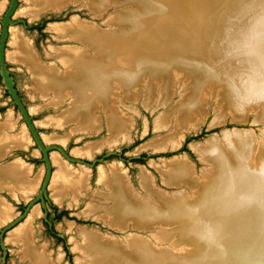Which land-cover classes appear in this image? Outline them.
<instances>
[{
  "label": "bare ground",
  "instance_id": "6f19581e",
  "mask_svg": "<svg viewBox=\"0 0 264 264\" xmlns=\"http://www.w3.org/2000/svg\"><path fill=\"white\" fill-rule=\"evenodd\" d=\"M25 1L34 6L29 13L37 17L44 10L61 9L64 4L81 0ZM112 2L132 6L111 15L109 21L117 26L114 31L100 30L79 17L68 24L53 25L52 30L63 39L79 41L93 52L90 55L79 47L57 49L56 59L66 69L64 73L53 65H42L24 37L13 32L12 43L18 51L10 57L30 69L43 96L53 93L56 105L71 99L70 109L45 124L62 127L77 122V131H94L100 127L95 111L102 107L108 113L114 138L125 135L126 123L118 108L120 92L132 100L137 96L134 91L146 86V103L150 104L160 85V91L165 92L164 96L161 93L163 102L167 103L174 74V79L178 77L185 83V96L173 111L186 113L184 122L206 112L204 101L208 97H215L224 108L216 123L227 114L244 120L252 111L257 113V121L264 122V105L249 99L264 95V0H91L88 5L100 14ZM222 12L229 15L222 19ZM211 35L215 36L214 57L207 45ZM213 63L219 64L231 80L236 73L243 75L238 80L243 81L240 85L244 103L239 102L236 86L212 76ZM186 75L193 80L189 82ZM159 78L164 82L159 84ZM166 123L167 117L163 116L158 126ZM1 128L4 127L0 126V159L28 143L25 135L11 137ZM225 141L226 147L211 141L201 149L206 161L213 164L204 182L192 176L189 164L170 161L165 180L177 182V186L184 182L196 187L197 195L192 200L182 192L166 198L153 194L150 179L144 175L142 185L155 201H139L117 173L116 165L111 167V176L100 175L110 193H97L96 197L113 203L101 218L120 228L128 223L143 229L162 226L164 229L155 238L173 242L181 252L157 250L135 235L130 237L129 246L122 248L116 240L106 243L101 234L82 231L81 248L86 258L78 264H264V146L257 144L251 132L238 130L235 135L227 132ZM98 149L91 144L80 154L91 156ZM56 162L60 170L52 181L53 196L56 201L69 193L77 197L86 189L87 173L72 172L57 158ZM30 171L21 161L1 167L0 191L13 187L24 194L33 189L38 180L29 178ZM12 194L16 195L14 191ZM9 206L0 202L1 220H7L12 213ZM88 208L91 212L99 209L96 205ZM30 230L27 222L15 231L13 239H24L25 256L33 264H44V253L31 248Z\"/></svg>",
  "mask_w": 264,
  "mask_h": 264
},
{
  "label": "rangeland",
  "instance_id": "374dc122",
  "mask_svg": "<svg viewBox=\"0 0 264 264\" xmlns=\"http://www.w3.org/2000/svg\"><path fill=\"white\" fill-rule=\"evenodd\" d=\"M90 1L81 0L77 4H64L61 9L50 8L40 13L39 17H35L29 13L33 5L25 0H16V5L10 13L3 52L4 62L12 87L29 116L30 123L6 85L0 63V126L4 127L1 128L2 132L11 137L25 135L28 141L27 144L9 151L5 158L0 159V168L21 161L23 166L27 165L31 168L29 178H32L31 180L38 178V184L33 192L26 193L29 195L28 198L22 197L21 193H17L13 187L10 188L12 190L0 191V202L10 205V212H12L11 214L9 212L10 216L7 220L0 219V264L34 263L25 256L24 249L27 243L23 242L24 239H13L15 231L27 221L31 223V248L44 253L46 256L44 264L49 262L50 264H78L80 260L85 259L81 248V245H84L82 231L96 236L101 234L106 243L116 240L122 248L128 247L130 237L135 235L146 239L157 250L170 248L181 252V247L173 242H163L155 238L164 229L162 226L143 229L128 223L126 228H120L111 226L108 220L101 218L107 212V208L113 205L110 201L106 202L96 197L97 193L104 195L110 193V188L101 181V173L111 176V167L116 165L117 173L124 178L130 193L139 201H155V197L146 190L148 188L142 185L144 175L150 179L153 194H162L166 198L174 197L175 194L182 192L192 200L197 195L196 187L184 182H178L177 186V182L165 180V172L169 169L171 162L174 164L183 161L189 164L192 176L204 182L213 169V164L206 161L201 152V149L209 144L208 142L218 141L226 147V133L235 135V131L238 130L251 132L257 144L264 146V122L260 123L256 120L257 113L250 112L244 120H237L233 114H227L222 122L216 123V118L223 113L224 108L215 97H208L204 101L206 110L204 114L201 113V116L184 122L186 113L181 115L179 112L173 113L177 103L185 96V83L182 84L178 77L174 79L176 74L171 78V97L167 103L163 102L161 93L164 96L165 92L160 91V85L152 96L150 104L146 103V86L136 89L134 92L137 96L132 100L125 98L124 91L120 92L117 98L118 108L126 123L125 135L114 138V133L108 125V113L102 107L95 111L100 127L94 132H78L77 122H70L62 127L45 124L49 118L58 117L70 109L71 99L67 98L62 104L56 105L53 101V93L43 96L36 86L30 69L22 62L10 57L18 51L12 43L13 32H18L24 37L42 65L46 67L53 65L57 71L64 73L66 69L56 59L57 49L63 51L61 49L64 47H79L89 51L90 55H93V52L79 41L63 39L52 30L53 25L68 24L75 17H79L81 20L95 24L100 30L114 31L117 26L109 21L111 15L132 8L130 4L118 5L117 2H112L107 9L96 14L89 9ZM1 3L4 7L0 12V42L4 21L13 2L0 0ZM228 15L222 12L221 18ZM211 36L207 45L214 57L212 45L215 36ZM214 65V69L209 65L212 67V76L228 80L234 87L236 86L239 102L244 100L241 97L243 87L240 85L243 81L238 80L243 75L236 73L232 81L231 77L221 71L219 64ZM188 78L189 82L193 80L192 77ZM158 81L159 84L164 82L160 81V78ZM249 99L264 105V95L250 96ZM163 116L167 117V123L166 126L161 127L158 126V121ZM31 127L34 128L36 135ZM155 142H160L162 145L155 147L153 145ZM91 144L99 147V152H96L93 157L88 158L75 153ZM56 158L72 172L87 173V189L77 200H74L72 195H68L61 203L56 202L52 182L60 170ZM137 159H141L142 162L136 161ZM13 191L16 193L15 196L12 194ZM90 205H96L99 209L91 212L88 208ZM62 211L66 213L58 219ZM38 263L40 264L39 261Z\"/></svg>",
  "mask_w": 264,
  "mask_h": 264
},
{
  "label": "water",
  "instance_id": "95a60500",
  "mask_svg": "<svg viewBox=\"0 0 264 264\" xmlns=\"http://www.w3.org/2000/svg\"><path fill=\"white\" fill-rule=\"evenodd\" d=\"M13 4H12V7L11 9L9 10L8 14L6 15V18H5V21H4V29H3V36H2V39H1V42H0V63H1V69H2V74H3V77H4V81L6 83V85L8 86L9 90L11 91V94L13 95V97H15L17 103L19 104V106L21 107L22 111L24 112L25 116H26V119L27 121L30 123V118L29 116L27 115L24 107L22 106L20 100L18 99L17 95H16V92L14 91L13 87H12V81L8 75V72L6 70V64L4 62V45H5V41H6V37H7V24H8V21H9V18H10V13L12 12L14 6L16 5V0H12ZM32 128V131L34 133V135H36V132L34 131V128ZM36 139H37V136H36ZM38 142H40L38 139H37ZM40 145H41V142H40ZM42 146V145H41ZM42 149L44 150V148L42 147ZM45 151V150H44Z\"/></svg>",
  "mask_w": 264,
  "mask_h": 264
},
{
  "label": "flooded vegetation",
  "instance_id": "af4514ba",
  "mask_svg": "<svg viewBox=\"0 0 264 264\" xmlns=\"http://www.w3.org/2000/svg\"><path fill=\"white\" fill-rule=\"evenodd\" d=\"M1 6V11L3 10V4L1 3L0 4ZM0 11V12H1ZM95 131V130H94ZM94 131H92V132H94ZM79 132V131H78ZM87 132V131H86ZM91 132V131H90ZM81 150L82 149H80V150H77V151H75V153L77 154V155H81V156H83V154H80V152H81ZM79 151V152H78ZM78 152V153H77ZM96 152H99V149L98 150H96V151H94L93 153H92V155H91V157H93V155L96 153ZM84 156H87V155H84ZM88 158H90V156H87ZM23 164H25L24 162H23ZM26 167H28L27 165H25ZM59 166V165H58ZM28 169L29 170H31V168L30 167H28ZM87 178H88V175H87ZM36 180H38V178L36 179ZM53 180V179H52ZM87 180V179H86ZM86 183H87V181H86ZM38 184V183H37ZM36 187V186H35ZM86 189H87V185H86ZM86 189H84L77 197H75L72 193H69L68 195H72L73 196V198H74V200H77L85 191H86ZM35 190V188H33V189H27L26 191H25V193L24 194H21V196L22 197H24V198H28V195L27 194H30L31 192H33ZM19 191H17V193H18ZM21 193V192H20ZM27 193V194H26ZM54 193H55V189H53V195H54ZM67 195V196H68ZM65 198H66V196H65ZM65 198H63L62 199V201L65 199ZM56 200V199H55ZM62 201H56L57 203H61ZM10 207V206H9ZM53 209L54 210H56V208L55 207H53ZM64 212H66V211H62L61 212V214L62 213H64ZM61 215H59L58 216V219H59V217H60ZM28 223H30V221H27ZM31 224V223H30ZM49 264H50V262H49Z\"/></svg>",
  "mask_w": 264,
  "mask_h": 264
},
{
  "label": "trees",
  "instance_id": "16d2710c",
  "mask_svg": "<svg viewBox=\"0 0 264 264\" xmlns=\"http://www.w3.org/2000/svg\"><path fill=\"white\" fill-rule=\"evenodd\" d=\"M40 30H42V28L40 27ZM136 161H138V162H142V160L141 159H137ZM66 212H64V213H62V214H60V215H64Z\"/></svg>",
  "mask_w": 264,
  "mask_h": 264
}]
</instances>
